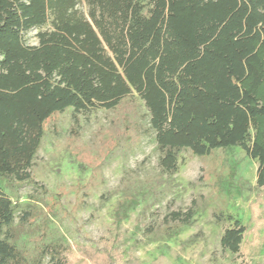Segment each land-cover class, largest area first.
Returning a JSON list of instances; mask_svg holds the SVG:
<instances>
[{
  "label": "trees",
  "instance_id": "obj_1",
  "mask_svg": "<svg viewBox=\"0 0 264 264\" xmlns=\"http://www.w3.org/2000/svg\"><path fill=\"white\" fill-rule=\"evenodd\" d=\"M134 94L147 109L162 173L177 171L183 149L203 156L239 147L257 162L256 185L264 187V0H0V264L122 257L107 240L74 250L48 241L28 256L16 227L31 211L9 190L32 182L46 119L70 108L77 121ZM193 215L189 207L166 218L187 225ZM248 220L264 228L261 200ZM247 228L237 220L226 227L222 249L264 252V235L243 247Z\"/></svg>",
  "mask_w": 264,
  "mask_h": 264
},
{
  "label": "rangeland",
  "instance_id": "obj_2",
  "mask_svg": "<svg viewBox=\"0 0 264 264\" xmlns=\"http://www.w3.org/2000/svg\"><path fill=\"white\" fill-rule=\"evenodd\" d=\"M36 32L26 33L29 44H36ZM147 120L135 94L77 121L70 108L46 119L32 182L12 183L9 190L31 211L28 222L16 227L18 246L30 256L48 241L74 250L76 244L101 248L107 240L123 251L113 264H264V252L232 253L220 245L235 220L249 226L243 247L264 235L248 220L255 199L264 208L257 162L239 147L203 156L183 149L177 171L162 173ZM189 207L190 224L166 218Z\"/></svg>",
  "mask_w": 264,
  "mask_h": 264
}]
</instances>
